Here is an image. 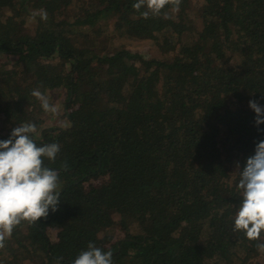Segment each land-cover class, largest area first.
Here are the masks:
<instances>
[{
  "label": "trees",
  "instance_id": "trees-1",
  "mask_svg": "<svg viewBox=\"0 0 264 264\" xmlns=\"http://www.w3.org/2000/svg\"><path fill=\"white\" fill-rule=\"evenodd\" d=\"M135 2L0 0V56L16 57L0 62V120L38 125L37 89L65 88L72 105L68 127L32 136L60 145L44 158L58 210L14 227L0 264H72L89 242L113 264H264V232L233 230L236 164L264 140L249 108L264 107V0H182L147 18Z\"/></svg>",
  "mask_w": 264,
  "mask_h": 264
},
{
  "label": "clouds",
  "instance_id": "clouds-1",
  "mask_svg": "<svg viewBox=\"0 0 264 264\" xmlns=\"http://www.w3.org/2000/svg\"><path fill=\"white\" fill-rule=\"evenodd\" d=\"M182 0H136L133 8L147 18L159 14L171 4L179 10ZM32 96L41 102L45 112L56 113L57 108L41 91L33 90ZM249 108L255 113V125L264 124V107L250 100ZM37 132L34 123L25 122L13 128L6 140H0V248L11 236L14 227L22 221L35 222L46 218L49 211L56 212L61 203L58 173L44 166V158L54 161L60 152L57 143L37 146L32 134ZM239 171L237 190L240 203L234 216V231L242 232L249 240L259 241L264 232V140L255 144L254 155L246 158ZM257 251L264 253V242L257 243ZM58 257L54 264H62ZM72 264H113V253L104 251L89 242Z\"/></svg>",
  "mask_w": 264,
  "mask_h": 264
},
{
  "label": "rangeland",
  "instance_id": "rangeland-1",
  "mask_svg": "<svg viewBox=\"0 0 264 264\" xmlns=\"http://www.w3.org/2000/svg\"><path fill=\"white\" fill-rule=\"evenodd\" d=\"M28 11L32 12L33 9L28 8ZM119 43H122L121 45L124 46L125 48H129L133 51L144 53L145 55L156 53L154 48L148 42L132 43V42H126L124 40H120ZM111 49L114 50V47ZM171 53L172 51L171 52L166 51V53H163V54L166 56H169L171 55ZM9 60L15 61L16 57L14 56L7 57L6 55L0 56V62L2 63L7 62ZM78 82L82 83V79L78 80ZM48 98H49L50 103L53 104L57 108V111L56 113L53 114L50 112H45L41 106L39 107L40 115L37 116L35 120H39L40 123L36 125L37 132L32 134L34 139H38L40 137L41 131L44 129H48V128L51 129L53 127H59L60 129H65L66 127L69 126V122L65 118V115L67 111L71 110L72 105L69 108L66 107L67 105H69V101L67 100V94H66L65 88H61L59 91L53 92L52 94L48 96ZM12 130L13 128L7 122H4V121L2 122L0 120V135L11 132ZM95 183H100L98 178H92L91 181L83 184V187L86 189L90 185H93ZM117 231L119 232V234H123V231L120 230V228L119 230L117 229ZM48 237L50 238L51 241L55 240V235L52 231L48 233ZM103 248L105 250H109V246L107 244L104 245Z\"/></svg>",
  "mask_w": 264,
  "mask_h": 264
},
{
  "label": "crops",
  "instance_id": "crops-1",
  "mask_svg": "<svg viewBox=\"0 0 264 264\" xmlns=\"http://www.w3.org/2000/svg\"><path fill=\"white\" fill-rule=\"evenodd\" d=\"M59 128V127H58Z\"/></svg>",
  "mask_w": 264,
  "mask_h": 264
}]
</instances>
